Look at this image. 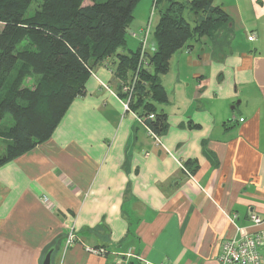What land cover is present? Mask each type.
Wrapping results in <instances>:
<instances>
[{
  "label": "crops",
  "instance_id": "obj_1",
  "mask_svg": "<svg viewBox=\"0 0 264 264\" xmlns=\"http://www.w3.org/2000/svg\"><path fill=\"white\" fill-rule=\"evenodd\" d=\"M213 3L232 19L231 40L172 54L157 140L100 63L50 137L0 164V264H42L50 248L51 264H115L129 249L138 257L122 264H220L238 228L264 229L248 218L264 217V0ZM69 228L77 240L65 248Z\"/></svg>",
  "mask_w": 264,
  "mask_h": 264
},
{
  "label": "trees",
  "instance_id": "obj_2",
  "mask_svg": "<svg viewBox=\"0 0 264 264\" xmlns=\"http://www.w3.org/2000/svg\"><path fill=\"white\" fill-rule=\"evenodd\" d=\"M139 1L0 0V139L5 142L0 164L50 137L100 63L112 72L122 100L129 96L124 87L135 80L128 109L154 134L162 132L164 113L157 107L167 102V94L160 76L170 57L195 42L219 44L222 38L227 45L232 19L213 0H152L158 17L149 39L155 50L141 53L139 39L129 32L144 28L152 9L145 25L131 29ZM128 34L138 41L135 50L128 48ZM27 78L35 85L28 86ZM7 116L11 125L3 129Z\"/></svg>",
  "mask_w": 264,
  "mask_h": 264
},
{
  "label": "built area",
  "instance_id": "obj_3",
  "mask_svg": "<svg viewBox=\"0 0 264 264\" xmlns=\"http://www.w3.org/2000/svg\"><path fill=\"white\" fill-rule=\"evenodd\" d=\"M153 14V9L151 10V15ZM151 28V17L148 20L146 26L144 28H140L137 31H130L129 33L133 37H137L141 43V53H144L147 48L146 45L149 41V31ZM247 39L250 41L255 40V36L253 33L247 35ZM146 61H144V65L146 66ZM134 81H131L130 84L124 87L125 91H128L129 96L131 94ZM129 96L126 100L123 101V106L125 110H128L127 102L129 100ZM149 117H152L150 114ZM137 120L141 121V118L137 117ZM142 122V121H141ZM146 126V125H145ZM147 132L154 139L157 140V135L154 134L146 126ZM44 201H47L46 197L42 198ZM235 218V215H229V219L232 221ZM249 222L250 226H260L264 222V217L258 213L251 212L249 214ZM238 236L232 237L229 239H225L221 242L219 251L216 255V259L220 264H264V259L260 254V250L264 248V229H257L255 231H248L246 228H238ZM76 236L73 232L72 228L66 233L64 246L67 248L68 246L73 245L76 242ZM87 250L92 252H97L103 254L105 252L102 247H86ZM123 257H122V256ZM124 257H138L132 250H128L123 254H119L115 261V264H122V260ZM142 264H171L170 262H159V263H150L145 260L142 261Z\"/></svg>",
  "mask_w": 264,
  "mask_h": 264
},
{
  "label": "rangeland",
  "instance_id": "obj_4",
  "mask_svg": "<svg viewBox=\"0 0 264 264\" xmlns=\"http://www.w3.org/2000/svg\"><path fill=\"white\" fill-rule=\"evenodd\" d=\"M97 1L102 2L104 0H97ZM36 6H37V3L34 2L32 4V6L29 8L28 14H31L33 12V10L35 9ZM151 9H152V0H140L138 2V4L136 5V7L134 8V11H133V16H134L133 17V21L131 22V24L129 26L130 27H133V24L136 23V20L141 21L142 20V17H143L144 20H146L148 18L147 16H149V14H150V10ZM146 11H148V13H146ZM139 15H141V16H139ZM142 15H145V18ZM157 15H158L157 14V11L154 10L153 14L151 15V29L153 28L155 22L157 21V17H158ZM1 28H2V24L0 23V30H1ZM130 40H132V39H131V37L128 34L127 35V42H129ZM222 40L223 39L221 38L219 41L222 42ZM146 48H148V45H146ZM25 83L28 86H31L32 87V86L35 85V80H33L32 78H29V79L27 78L25 80ZM10 125H11V119L7 116V117H5V119L3 121V129H7ZM4 150H5V142L2 139H0V156L4 153Z\"/></svg>",
  "mask_w": 264,
  "mask_h": 264
},
{
  "label": "water",
  "instance_id": "obj_5",
  "mask_svg": "<svg viewBox=\"0 0 264 264\" xmlns=\"http://www.w3.org/2000/svg\"><path fill=\"white\" fill-rule=\"evenodd\" d=\"M53 249L50 248L47 250L45 253L43 259H42V264H51V254H52Z\"/></svg>",
  "mask_w": 264,
  "mask_h": 264
}]
</instances>
